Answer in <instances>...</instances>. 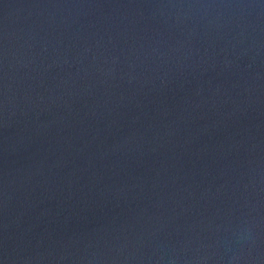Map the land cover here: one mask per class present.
Listing matches in <instances>:
<instances>
[{
    "label": "water",
    "instance_id": "1",
    "mask_svg": "<svg viewBox=\"0 0 264 264\" xmlns=\"http://www.w3.org/2000/svg\"><path fill=\"white\" fill-rule=\"evenodd\" d=\"M0 264H264V0H0Z\"/></svg>",
    "mask_w": 264,
    "mask_h": 264
}]
</instances>
